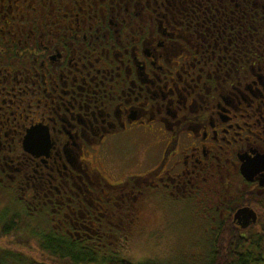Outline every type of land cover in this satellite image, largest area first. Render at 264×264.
<instances>
[{"label":"flooded vegetation","instance_id":"af4514ba","mask_svg":"<svg viewBox=\"0 0 264 264\" xmlns=\"http://www.w3.org/2000/svg\"><path fill=\"white\" fill-rule=\"evenodd\" d=\"M237 3L0 0V225L115 246L156 197L262 245L264 24Z\"/></svg>","mask_w":264,"mask_h":264},{"label":"trees","instance_id":"16d2710c","mask_svg":"<svg viewBox=\"0 0 264 264\" xmlns=\"http://www.w3.org/2000/svg\"><path fill=\"white\" fill-rule=\"evenodd\" d=\"M234 3L243 5L246 27H253L254 31L264 24V0H234ZM5 221L0 225L2 238L25 237L20 228L25 227L28 231L31 227L29 221ZM27 235L35 240V244L25 247L19 243L15 250L0 245V264H134L122 258L99 254L89 240L83 244L80 237L37 229ZM255 242L252 237L241 236L231 223H227L212 241L207 264H264V236L262 245Z\"/></svg>","mask_w":264,"mask_h":264},{"label":"rangeland","instance_id":"374dc122","mask_svg":"<svg viewBox=\"0 0 264 264\" xmlns=\"http://www.w3.org/2000/svg\"><path fill=\"white\" fill-rule=\"evenodd\" d=\"M152 199L153 205L146 211L143 226L132 225L123 236L110 239L115 241V246L97 247L98 253L134 264H207L211 239L203 233L207 221L197 216L201 210L170 200L159 204L156 197ZM20 231L26 236L0 237V245L15 250L19 243L25 247L35 244L25 227Z\"/></svg>","mask_w":264,"mask_h":264}]
</instances>
